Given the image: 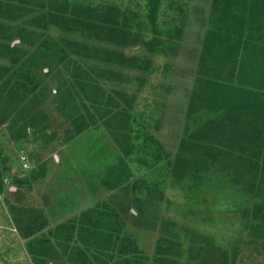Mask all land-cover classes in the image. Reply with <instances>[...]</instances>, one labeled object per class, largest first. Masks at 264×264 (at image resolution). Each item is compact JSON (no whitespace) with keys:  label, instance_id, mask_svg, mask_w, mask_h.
Returning a JSON list of instances; mask_svg holds the SVG:
<instances>
[{"label":"trees","instance_id":"trees-1","mask_svg":"<svg viewBox=\"0 0 264 264\" xmlns=\"http://www.w3.org/2000/svg\"><path fill=\"white\" fill-rule=\"evenodd\" d=\"M192 2L0 0V59L9 64L0 65V110L5 111L0 125L16 113L12 119L23 122V133L34 129L33 118L24 121L34 110L35 91L40 83L29 71L37 60L47 66L62 63L67 79L61 78L55 89L41 85L37 106L53 94L56 112L70 122L76 136L100 121L123 155L107 170L102 185L112 190L126 183L124 187L133 195L131 206L136 218L145 217L148 210L157 212L169 162L162 164L166 152L148 131L156 118L151 110L155 100L142 96V108L134 109L137 96L126 91L135 85H150L151 90H157L151 86L150 77L157 72L165 75L171 65L167 60L179 54ZM44 8L46 14L19 25L7 27L2 21L15 23L32 9ZM24 23L42 30L54 26L61 36L58 40L42 34L35 38ZM197 32L200 48L186 113L187 124L191 122L192 128L186 125V138L178 150V163L172 168L176 175L170 185L184 177L189 181L202 180L200 174L217 167L219 156L226 163L247 166L250 174L243 179L249 180V186L244 192L253 201L249 224L255 238H264V0H210L207 17L201 19ZM11 39L17 40L18 45L10 46ZM26 46L37 49L29 52ZM132 47L141 52H123ZM157 58L164 60L162 68ZM46 68L49 73L51 69ZM99 82L115 88L106 92ZM28 99L32 108L24 112L22 119L19 114ZM119 101L133 108L144 125L137 124ZM42 120H47L44 114ZM123 159L138 162L158 179L133 180ZM3 162L0 156V165ZM182 172L186 175L182 176ZM14 183L22 186L19 180ZM151 193L158 197L147 206ZM124 211L128 212V206L117 211L95 204L46 233H42L47 222L41 210L22 208L23 219L20 216L16 222H24L17 225L19 236L25 240L24 249L33 264H45L59 251L69 264H143L147 258L120 218ZM176 243L170 236L159 237L151 263L186 264L177 259L182 252Z\"/></svg>","mask_w":264,"mask_h":264},{"label":"rangeland","instance_id":"rangeland-1","mask_svg":"<svg viewBox=\"0 0 264 264\" xmlns=\"http://www.w3.org/2000/svg\"><path fill=\"white\" fill-rule=\"evenodd\" d=\"M192 1L187 10L188 23L179 54L172 57V61L167 60L171 65L165 75L157 72L150 77L151 86H156L157 90H151L150 85H135L126 91L130 96H137L134 98V109L142 108V96H150L155 100L151 110L156 118L148 131L166 152L167 158L162 164L169 162L167 182L158 211L153 213L148 210V215L136 218L131 212L133 195L127 192L126 183L112 190L102 185L107 170L115 166L123 155L100 121L96 127L76 136L70 122L56 112L52 103L53 94L37 106V101L41 99V85L47 84L50 89H55L61 78L67 79L62 63H48L51 69L48 73L46 62L37 60L29 75L40 85L35 91L34 110L27 114L24 121L27 123L33 118L34 129H27L23 133V122L12 119L16 113L0 125V156L4 159L3 165H0V264H30L25 257V240L20 238L17 226L24 222H16L23 216L22 208L41 210L42 214L47 206L54 205L55 212L59 213L67 209L65 215L58 218L61 224L76 218L95 204L117 211L128 206V212L121 213L120 218L125 223L126 231L135 236L139 249L147 258L143 264H152L156 241L162 236H170L180 245L182 255L177 259L186 264H264V238H255L249 224L248 214L253 201L244 192V188L249 186V180L243 179L247 173L250 174L247 166L226 163L225 158L219 156L215 163L217 167L200 174L202 180L189 181L184 177L176 179L173 186L170 185V179L176 175L172 168L178 163V150L186 138V125L190 124L192 128L191 122L187 124L186 113L197 49L200 48L197 30L201 19L207 17L210 0ZM46 13L47 8L32 9L15 23L2 21L7 27H12ZM25 26L34 33L35 38L42 34L43 37L58 40L61 36V31L51 25L44 30L27 24ZM8 44L14 46L18 42L11 39ZM35 48L26 46L29 52ZM123 52L131 55L141 52V49L132 47ZM157 61L162 68L164 60L157 58ZM0 65L9 66L1 59ZM99 84L106 92L115 88L106 82ZM119 102L127 114L136 118L137 124L144 125L133 108L129 109ZM29 108H32L30 99L19 114L22 119ZM4 114L5 111L0 110L1 118ZM42 114L47 117L46 121L42 120ZM50 136L52 141L48 142ZM127 160L123 159V162L133 175V180L146 177L158 179L148 168ZM181 175L185 176L186 173L182 172ZM15 180H19L22 186H17ZM150 197L152 200L147 202V206L158 194L151 193ZM59 224L47 221L42 233ZM179 227L184 230L181 231ZM172 251L176 252L175 247Z\"/></svg>","mask_w":264,"mask_h":264},{"label":"crops","instance_id":"crops-1","mask_svg":"<svg viewBox=\"0 0 264 264\" xmlns=\"http://www.w3.org/2000/svg\"><path fill=\"white\" fill-rule=\"evenodd\" d=\"M47 193H50L49 191H47ZM52 194V193H51ZM54 198V196H52V199ZM49 200L51 201V195H50V198ZM44 209V208H43ZM55 206H47L45 209H44V217H45V220L46 222L48 221V223H51V222H54V223H57L59 224L58 222L60 217H63L67 211V209H64L66 211H63L62 213H59V212H55ZM132 214H134V211L132 210L131 211ZM25 257L28 259L29 263L30 264H33L30 260V257L29 255L25 252ZM24 257V258H25ZM64 259L63 261H59V259ZM45 264H69L66 260V257L59 251L58 255H56V258H53V259H48L47 262Z\"/></svg>","mask_w":264,"mask_h":264},{"label":"water","instance_id":"water-1","mask_svg":"<svg viewBox=\"0 0 264 264\" xmlns=\"http://www.w3.org/2000/svg\"><path fill=\"white\" fill-rule=\"evenodd\" d=\"M50 149H52V147ZM50 149H49V151H50Z\"/></svg>","mask_w":264,"mask_h":264}]
</instances>
